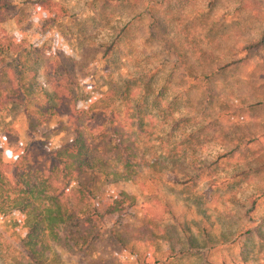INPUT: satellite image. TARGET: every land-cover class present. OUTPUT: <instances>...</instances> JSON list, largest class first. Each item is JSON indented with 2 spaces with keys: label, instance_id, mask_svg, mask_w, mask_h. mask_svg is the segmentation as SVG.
I'll use <instances>...</instances> for the list:
<instances>
[{
  "label": "rangeland",
  "instance_id": "1",
  "mask_svg": "<svg viewBox=\"0 0 264 264\" xmlns=\"http://www.w3.org/2000/svg\"><path fill=\"white\" fill-rule=\"evenodd\" d=\"M11 1L17 14L2 27L27 48L7 56L0 81H24L31 94L54 97L51 73L69 68L82 96L112 91L115 111H128L144 127L141 148L149 164L139 181L89 171L81 180L96 198L136 194L122 224H138L154 199L167 204L163 234L194 244L176 264H206V251L220 264L224 257L264 264V0H54L67 15L43 33L35 0ZM203 50L212 62L199 63ZM236 58L242 62L208 79L197 76ZM27 113L21 104L0 112V129L18 133L14 150L31 141L51 149L64 143L66 117L48 120L37 137ZM259 195L256 204L248 200ZM16 215L0 219L10 246L25 233ZM245 228L253 233L243 234ZM109 251L104 238L87 256L62 250L61 259L79 264ZM119 264L138 263L125 253Z\"/></svg>",
  "mask_w": 264,
  "mask_h": 264
},
{
  "label": "trees",
  "instance_id": "2",
  "mask_svg": "<svg viewBox=\"0 0 264 264\" xmlns=\"http://www.w3.org/2000/svg\"><path fill=\"white\" fill-rule=\"evenodd\" d=\"M34 6L42 22L41 33L67 15L66 9L54 0H35ZM16 14L11 0H0V76L7 56L22 55L27 48L24 38L6 34L2 27ZM201 52L199 63L212 62L208 51ZM184 58L191 61L188 53ZM238 62L242 59H231L205 71L196 69L201 72L197 76L208 79L221 68ZM189 74L193 76L191 71ZM30 76L33 80L36 75L31 72ZM50 77L54 97L47 93L43 99L31 94L33 90L24 81H0V112L12 104L26 106L29 130L34 136L47 132L46 123L51 118L66 117L67 122L66 140L52 149L43 142L31 141L22 150H14L11 144L18 141V133L0 129V219L17 213L14 223H20L25 230L14 246L0 235V264H65L62 250L87 256L90 248L104 238L108 254L84 257L79 264H119L125 253L134 255L138 264H176L178 257L192 253L193 243L163 234L160 223L171 213L167 204L154 199L146 203L138 224H122L136 206L138 196L120 190L116 196L96 198L81 180L89 171H100L114 181H139L149 164L141 148L144 127L134 123L128 111L123 116L115 111L117 102L112 91L82 96L79 80L71 69L53 72ZM41 92L42 88L37 94ZM6 151H11L12 158L5 156ZM260 198L261 195L248 200L256 204ZM242 233L253 232L245 228ZM206 252L204 263L220 264ZM222 263L239 264L225 257Z\"/></svg>",
  "mask_w": 264,
  "mask_h": 264
},
{
  "label": "clouds",
  "instance_id": "3",
  "mask_svg": "<svg viewBox=\"0 0 264 264\" xmlns=\"http://www.w3.org/2000/svg\"><path fill=\"white\" fill-rule=\"evenodd\" d=\"M5 156H6L7 158H12V153H11V151H6Z\"/></svg>",
  "mask_w": 264,
  "mask_h": 264
}]
</instances>
